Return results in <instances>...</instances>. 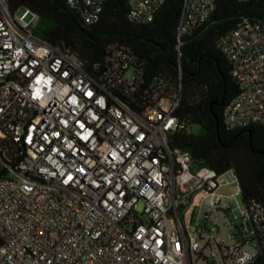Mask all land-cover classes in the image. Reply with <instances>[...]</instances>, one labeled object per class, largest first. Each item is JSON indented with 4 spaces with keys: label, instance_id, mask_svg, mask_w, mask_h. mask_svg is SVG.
<instances>
[{
    "label": "built area",
    "instance_id": "built-area-1",
    "mask_svg": "<svg viewBox=\"0 0 264 264\" xmlns=\"http://www.w3.org/2000/svg\"><path fill=\"white\" fill-rule=\"evenodd\" d=\"M107 1L67 0L87 24ZM167 1L128 0L127 18L149 24ZM216 1L182 0L178 50ZM38 23L0 0V264H254L264 207L173 143L180 67L148 78L120 43L87 65ZM219 47L239 86L225 126H264V23L242 18Z\"/></svg>",
    "mask_w": 264,
    "mask_h": 264
},
{
    "label": "trees",
    "instance_id": "trees-1",
    "mask_svg": "<svg viewBox=\"0 0 264 264\" xmlns=\"http://www.w3.org/2000/svg\"><path fill=\"white\" fill-rule=\"evenodd\" d=\"M8 1L12 12L23 7L38 15V36L70 48L87 65L102 62L107 46L120 43L131 47L142 60L148 78L163 75L177 79L180 67L184 93L177 116L184 125L173 138L174 145L190 153L197 167L218 174L233 169L240 179L243 200L264 207V126L237 130L225 126L223 110L238 94L239 86L219 47L220 39L242 18L264 23V0H217L208 20L182 39L179 50L182 0H168L145 25L128 20V0H108L92 24L67 0ZM193 126H198L199 132H194ZM254 264H264V249Z\"/></svg>",
    "mask_w": 264,
    "mask_h": 264
},
{
    "label": "rangeland",
    "instance_id": "rangeland-1",
    "mask_svg": "<svg viewBox=\"0 0 264 264\" xmlns=\"http://www.w3.org/2000/svg\"><path fill=\"white\" fill-rule=\"evenodd\" d=\"M193 131L194 132H199L200 128L198 126H193ZM227 194H230V192L228 191ZM232 208H236V204H230ZM237 214V211L234 210L231 214V217L233 218L235 215Z\"/></svg>",
    "mask_w": 264,
    "mask_h": 264
}]
</instances>
